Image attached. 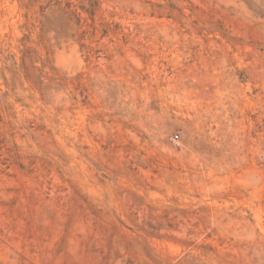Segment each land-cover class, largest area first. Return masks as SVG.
Returning a JSON list of instances; mask_svg holds the SVG:
<instances>
[{
  "label": "rangeland",
  "instance_id": "374dc122",
  "mask_svg": "<svg viewBox=\"0 0 264 264\" xmlns=\"http://www.w3.org/2000/svg\"><path fill=\"white\" fill-rule=\"evenodd\" d=\"M0 264H264V0H0Z\"/></svg>",
  "mask_w": 264,
  "mask_h": 264
},
{
  "label": "built area",
  "instance_id": "2783aa9c",
  "mask_svg": "<svg viewBox=\"0 0 264 264\" xmlns=\"http://www.w3.org/2000/svg\"><path fill=\"white\" fill-rule=\"evenodd\" d=\"M172 140H173V142H176L177 141V136H175Z\"/></svg>",
  "mask_w": 264,
  "mask_h": 264
}]
</instances>
